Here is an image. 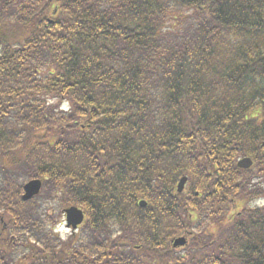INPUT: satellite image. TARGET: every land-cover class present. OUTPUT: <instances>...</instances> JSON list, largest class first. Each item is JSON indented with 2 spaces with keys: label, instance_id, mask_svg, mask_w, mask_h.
Returning a JSON list of instances; mask_svg holds the SVG:
<instances>
[{
  "label": "trees",
  "instance_id": "16d2710c",
  "mask_svg": "<svg viewBox=\"0 0 264 264\" xmlns=\"http://www.w3.org/2000/svg\"><path fill=\"white\" fill-rule=\"evenodd\" d=\"M258 200L264 0H0V264H264Z\"/></svg>",
  "mask_w": 264,
  "mask_h": 264
},
{
  "label": "water",
  "instance_id": "95a60500",
  "mask_svg": "<svg viewBox=\"0 0 264 264\" xmlns=\"http://www.w3.org/2000/svg\"><path fill=\"white\" fill-rule=\"evenodd\" d=\"M251 165V161L249 159H243L238 163V167L242 169H248ZM186 179L182 178L179 181L177 190L181 192L184 186ZM41 188L40 180H32L26 183L23 186V195L21 197L23 202L29 201L33 197L39 194ZM144 203H140V206H143ZM64 214L66 215V226L67 228L71 227L72 230H75L78 225H80L83 221V213L75 207H70L64 210ZM185 244L184 238H178L173 241V247H181Z\"/></svg>",
  "mask_w": 264,
  "mask_h": 264
},
{
  "label": "clouds",
  "instance_id": "9594fccd",
  "mask_svg": "<svg viewBox=\"0 0 264 264\" xmlns=\"http://www.w3.org/2000/svg\"><path fill=\"white\" fill-rule=\"evenodd\" d=\"M252 203H253V204H259V203H264V201H259V200H258V201H253Z\"/></svg>",
  "mask_w": 264,
  "mask_h": 264
},
{
  "label": "rangeland",
  "instance_id": "374dc122",
  "mask_svg": "<svg viewBox=\"0 0 264 264\" xmlns=\"http://www.w3.org/2000/svg\"><path fill=\"white\" fill-rule=\"evenodd\" d=\"M255 206V204L250 205V207Z\"/></svg>",
  "mask_w": 264,
  "mask_h": 264
}]
</instances>
